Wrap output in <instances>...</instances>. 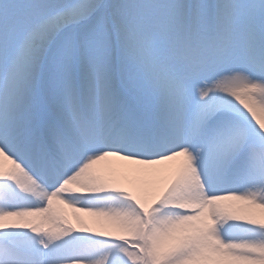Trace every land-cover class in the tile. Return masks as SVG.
Segmentation results:
<instances>
[{
  "label": "snow or ice",
  "instance_id": "obj_1",
  "mask_svg": "<svg viewBox=\"0 0 264 264\" xmlns=\"http://www.w3.org/2000/svg\"><path fill=\"white\" fill-rule=\"evenodd\" d=\"M0 264H264V0H0Z\"/></svg>",
  "mask_w": 264,
  "mask_h": 264
},
{
  "label": "bare ground",
  "instance_id": "obj_2",
  "mask_svg": "<svg viewBox=\"0 0 264 264\" xmlns=\"http://www.w3.org/2000/svg\"><path fill=\"white\" fill-rule=\"evenodd\" d=\"M116 165L125 168H132L135 166L126 165L125 162H114ZM183 163V157H179L174 161H169L164 165L157 166V170L149 171L147 173L136 174L128 179H121L120 185L136 192L141 195L147 202H151L157 196H159L163 190L177 178L181 165ZM106 165H101L105 167ZM228 204L235 203L242 205L243 202H225ZM63 212L67 215L68 220L76 227L81 226V220H83L88 227L103 230L108 227L109 222L103 217H92L88 214L81 213L77 209L68 208L64 205H59Z\"/></svg>",
  "mask_w": 264,
  "mask_h": 264
}]
</instances>
